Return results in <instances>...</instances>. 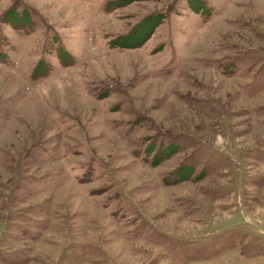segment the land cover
I'll return each instance as SVG.
<instances>
[{"label": "rangeland", "instance_id": "obj_1", "mask_svg": "<svg viewBox=\"0 0 264 264\" xmlns=\"http://www.w3.org/2000/svg\"><path fill=\"white\" fill-rule=\"evenodd\" d=\"M127 1L0 0V264H264V0Z\"/></svg>", "mask_w": 264, "mask_h": 264}, {"label": "trees", "instance_id": "obj_2", "mask_svg": "<svg viewBox=\"0 0 264 264\" xmlns=\"http://www.w3.org/2000/svg\"><path fill=\"white\" fill-rule=\"evenodd\" d=\"M127 2H130V0L127 1ZM150 19H151V18H148L145 22H143V25H141V27H138V28H136V29L138 30V29L142 28L143 26L147 25L146 23H149ZM152 21H155V23L160 24V23L158 22L157 19H156V20L153 19ZM155 23H154V24H155ZM154 24H153V25H154ZM155 28H156V24H155V26H152V30L154 31ZM135 32H136V31H133L132 33H130V35H129L128 37L125 38V40L130 39V38L135 34ZM151 33H152V31H151ZM151 33H150L149 35H147L146 38H145L141 43H138V44L133 45V46H134V47L136 46L135 48H137V46H140L145 40L149 39ZM117 43H118V42H117ZM122 45L125 46V47H129V46H130V45H127V44H122ZM129 48H130V47H129Z\"/></svg>", "mask_w": 264, "mask_h": 264}]
</instances>
